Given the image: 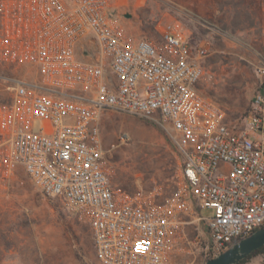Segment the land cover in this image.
Returning <instances> with one entry per match:
<instances>
[{
  "label": "built area",
  "instance_id": "2783aa9c",
  "mask_svg": "<svg viewBox=\"0 0 264 264\" xmlns=\"http://www.w3.org/2000/svg\"><path fill=\"white\" fill-rule=\"evenodd\" d=\"M113 2L0 0V68L11 73L0 76L10 92L0 103V165L21 166L44 196L79 211L99 264H173L195 221L206 227V259L214 258L264 227V85L236 130L198 90L207 50L178 22L160 44L131 39ZM26 66L33 82L19 77ZM107 111L170 134L181 160L171 197L159 203L155 189L112 186L100 129Z\"/></svg>",
  "mask_w": 264,
  "mask_h": 264
},
{
  "label": "rangeland",
  "instance_id": "374dc122",
  "mask_svg": "<svg viewBox=\"0 0 264 264\" xmlns=\"http://www.w3.org/2000/svg\"><path fill=\"white\" fill-rule=\"evenodd\" d=\"M111 14L131 39L156 44L168 25L180 23L191 45L207 50L200 94L225 111L229 126L245 129L252 97L264 85L258 73L264 66V0H114ZM0 76L11 73L0 68ZM24 76L33 82L35 69L22 67L19 77ZM7 85L0 79V103L8 100ZM100 129L114 188L155 189L159 203L175 193L181 160L167 131L114 111L103 113ZM120 133L128 134V143L119 144ZM200 215L211 217L212 211L202 209ZM185 233L173 264H205V225L195 221ZM0 264H99L80 212L44 196L19 165L11 171L0 165ZM244 264H264V251Z\"/></svg>",
  "mask_w": 264,
  "mask_h": 264
},
{
  "label": "water",
  "instance_id": "95a60500",
  "mask_svg": "<svg viewBox=\"0 0 264 264\" xmlns=\"http://www.w3.org/2000/svg\"><path fill=\"white\" fill-rule=\"evenodd\" d=\"M262 246H264V228L254 231L216 257L208 259L205 264H236Z\"/></svg>",
  "mask_w": 264,
  "mask_h": 264
},
{
  "label": "trees",
  "instance_id": "16d2710c",
  "mask_svg": "<svg viewBox=\"0 0 264 264\" xmlns=\"http://www.w3.org/2000/svg\"><path fill=\"white\" fill-rule=\"evenodd\" d=\"M247 115V114H246ZM262 228H264V227H262ZM261 229V228H260ZM258 230V229H257ZM264 251V246H262L261 248H259L258 250H256V251H254V252H252L249 256H247L245 259H243L242 261H240V262H238V263H236V264H244V263H246L249 259H251L252 257H254V256H256V255H258V254H260L261 252H263ZM208 259H211V258H208Z\"/></svg>",
  "mask_w": 264,
  "mask_h": 264
},
{
  "label": "bare ground",
  "instance_id": "6f19581e",
  "mask_svg": "<svg viewBox=\"0 0 264 264\" xmlns=\"http://www.w3.org/2000/svg\"><path fill=\"white\" fill-rule=\"evenodd\" d=\"M142 131H144V130H142ZM145 132V131H144ZM147 135V134H146Z\"/></svg>",
  "mask_w": 264,
  "mask_h": 264
}]
</instances>
